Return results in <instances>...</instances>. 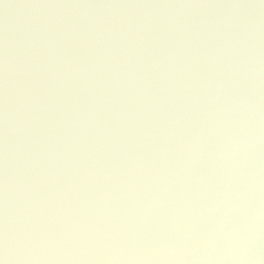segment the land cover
<instances>
[{
	"label": "water",
	"instance_id": "1",
	"mask_svg": "<svg viewBox=\"0 0 264 264\" xmlns=\"http://www.w3.org/2000/svg\"><path fill=\"white\" fill-rule=\"evenodd\" d=\"M0 261L264 264V0H0Z\"/></svg>",
	"mask_w": 264,
	"mask_h": 264
},
{
	"label": "clouds",
	"instance_id": "2",
	"mask_svg": "<svg viewBox=\"0 0 264 264\" xmlns=\"http://www.w3.org/2000/svg\"><path fill=\"white\" fill-rule=\"evenodd\" d=\"M0 264H4V262L3 261H0Z\"/></svg>",
	"mask_w": 264,
	"mask_h": 264
}]
</instances>
